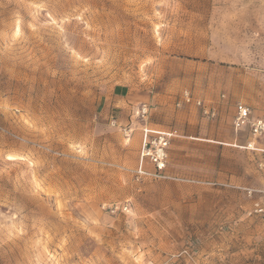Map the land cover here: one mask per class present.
Masks as SVG:
<instances>
[{"label":"rangeland","instance_id":"obj_1","mask_svg":"<svg viewBox=\"0 0 264 264\" xmlns=\"http://www.w3.org/2000/svg\"><path fill=\"white\" fill-rule=\"evenodd\" d=\"M262 7L0 0V264H264V155L190 138L183 103L249 97ZM159 130L166 177L141 176Z\"/></svg>","mask_w":264,"mask_h":264},{"label":"built area","instance_id":"obj_2","mask_svg":"<svg viewBox=\"0 0 264 264\" xmlns=\"http://www.w3.org/2000/svg\"><path fill=\"white\" fill-rule=\"evenodd\" d=\"M194 102L206 117L215 118L216 111L209 108L203 100H193L189 92L183 94V103ZM143 115L146 110H142ZM234 128L238 132H245L250 138L246 146L247 150L258 151L255 145L257 142H264V117H255L254 111L244 104H238L234 117ZM125 135L129 136L128 129H124ZM170 136L168 134L151 135L149 131L145 133L141 148V164L137 170L141 176H153L156 178L166 177V168L168 162V148L170 145ZM145 163H150L153 166V171L148 172L144 168ZM254 213L264 221V207L256 205Z\"/></svg>","mask_w":264,"mask_h":264},{"label":"crops","instance_id":"obj_3","mask_svg":"<svg viewBox=\"0 0 264 264\" xmlns=\"http://www.w3.org/2000/svg\"><path fill=\"white\" fill-rule=\"evenodd\" d=\"M257 2L264 3V0H257ZM254 18H257L259 20L264 18V7H262V10L258 9L257 11H255ZM258 27H259V23L257 25V28ZM255 45H256L255 46L256 50L262 49L261 43H256ZM258 77L259 78L255 80L257 85L255 87H252L251 90L249 91L250 92L248 94L249 97L246 98L245 96L242 97L236 96L233 97L232 99L230 98V100L227 103L231 105V108L228 107V104H222L219 106V108L211 107L208 104H206V102L204 101V103L209 108H212L213 110L216 111L217 114L215 118H218V120L220 119L218 126H222L221 122L223 121V117L225 116V113L228 111V109L230 110L229 114H231V125L234 133L232 132V134H226L221 131V128L219 130H209V129L207 130V125H209L208 119L210 117H206L204 115H203L204 117H200L198 112H196L192 116H186V118L183 116L188 124V126L185 127L186 134L194 135L193 134L194 132L196 134L200 133V135L203 136L202 138L193 137V136H190V138H195L208 143L218 144L226 147H236L242 150H247L244 147L249 141L252 140H250V138L248 139L249 135H247V133L238 132L237 130H235L234 117L236 114V108L238 104H244L246 106H249L254 111L255 117H261V118L264 117V75H259ZM215 118H210V119H215ZM199 126H202L201 130H199L198 128ZM155 133L164 134L167 132H163L159 130V131H155ZM170 135L177 137V135L175 134L174 135L170 134ZM255 145L258 147L259 150L251 152L253 156L254 155L257 156L258 154H260V156L264 155V142H257ZM247 151H252V150H247Z\"/></svg>","mask_w":264,"mask_h":264},{"label":"bare ground","instance_id":"obj_4","mask_svg":"<svg viewBox=\"0 0 264 264\" xmlns=\"http://www.w3.org/2000/svg\"><path fill=\"white\" fill-rule=\"evenodd\" d=\"M9 160H12V161L17 160V157L16 156H9Z\"/></svg>","mask_w":264,"mask_h":264}]
</instances>
